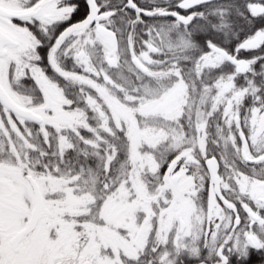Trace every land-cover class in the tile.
<instances>
[{
	"label": "snow or ice",
	"instance_id": "6c2138e0",
	"mask_svg": "<svg viewBox=\"0 0 264 264\" xmlns=\"http://www.w3.org/2000/svg\"><path fill=\"white\" fill-rule=\"evenodd\" d=\"M0 264H264V0H0Z\"/></svg>",
	"mask_w": 264,
	"mask_h": 264
}]
</instances>
